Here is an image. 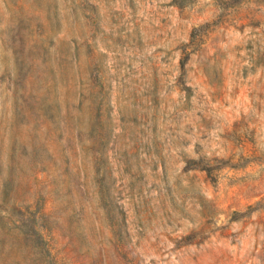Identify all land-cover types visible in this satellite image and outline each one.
<instances>
[{
  "label": "rangeland",
  "instance_id": "obj_1",
  "mask_svg": "<svg viewBox=\"0 0 264 264\" xmlns=\"http://www.w3.org/2000/svg\"><path fill=\"white\" fill-rule=\"evenodd\" d=\"M0 264H264V0H0Z\"/></svg>",
  "mask_w": 264,
  "mask_h": 264
}]
</instances>
